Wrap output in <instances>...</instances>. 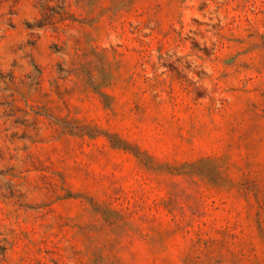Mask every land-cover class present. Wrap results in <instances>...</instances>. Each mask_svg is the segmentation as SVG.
<instances>
[{
  "label": "rangeland",
  "instance_id": "obj_1",
  "mask_svg": "<svg viewBox=\"0 0 264 264\" xmlns=\"http://www.w3.org/2000/svg\"><path fill=\"white\" fill-rule=\"evenodd\" d=\"M0 264H264V0H0Z\"/></svg>",
  "mask_w": 264,
  "mask_h": 264
}]
</instances>
